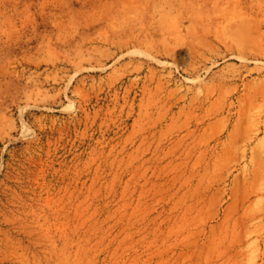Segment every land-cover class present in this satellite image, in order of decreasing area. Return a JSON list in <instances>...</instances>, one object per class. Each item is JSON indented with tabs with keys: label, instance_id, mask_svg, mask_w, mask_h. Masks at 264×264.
Here are the masks:
<instances>
[{
	"label": "rangeland",
	"instance_id": "374dc122",
	"mask_svg": "<svg viewBox=\"0 0 264 264\" xmlns=\"http://www.w3.org/2000/svg\"><path fill=\"white\" fill-rule=\"evenodd\" d=\"M0 264H264V0H0Z\"/></svg>",
	"mask_w": 264,
	"mask_h": 264
}]
</instances>
